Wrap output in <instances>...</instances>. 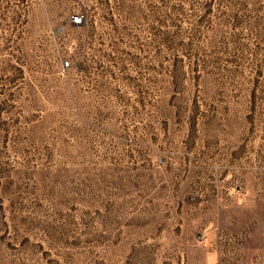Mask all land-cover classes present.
I'll return each mask as SVG.
<instances>
[{"label": "rangeland", "instance_id": "374dc122", "mask_svg": "<svg viewBox=\"0 0 264 264\" xmlns=\"http://www.w3.org/2000/svg\"><path fill=\"white\" fill-rule=\"evenodd\" d=\"M0 264H264V0H0Z\"/></svg>", "mask_w": 264, "mask_h": 264}, {"label": "built area", "instance_id": "2783aa9c", "mask_svg": "<svg viewBox=\"0 0 264 264\" xmlns=\"http://www.w3.org/2000/svg\"><path fill=\"white\" fill-rule=\"evenodd\" d=\"M42 1H44V0H42ZM70 23L72 24V25H75V26H83L84 25V23H85V19H84V15L82 14V13H75V14H73V15H71V17H70ZM70 66L71 65H69V61L68 60H64L63 62H62V67L63 68H70ZM204 234H201V235H199V240H202L203 238H204Z\"/></svg>", "mask_w": 264, "mask_h": 264}, {"label": "trees", "instance_id": "16d2710c", "mask_svg": "<svg viewBox=\"0 0 264 264\" xmlns=\"http://www.w3.org/2000/svg\"><path fill=\"white\" fill-rule=\"evenodd\" d=\"M80 67L82 68V64L81 65H78V68H80Z\"/></svg>", "mask_w": 264, "mask_h": 264}]
</instances>
